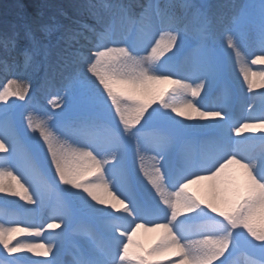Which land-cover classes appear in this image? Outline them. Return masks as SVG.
Listing matches in <instances>:
<instances>
[{
	"label": "snow or ice",
	"instance_id": "1",
	"mask_svg": "<svg viewBox=\"0 0 264 264\" xmlns=\"http://www.w3.org/2000/svg\"><path fill=\"white\" fill-rule=\"evenodd\" d=\"M76 11L92 23L61 12L69 23L53 17L38 27L39 37L31 29L25 31L30 48L20 53L25 70L44 72L45 86L59 79L62 94L49 102L61 111L37 118L36 97L16 79L0 90V193L35 206H16L23 219L0 218V264H53L13 254L48 256L56 247L55 238L15 246L9 239L16 232L41 236V226L29 217L43 208L45 190L56 193L59 221L48 223V229L70 227L80 212L98 224L76 231L84 246L71 252L70 264H162L156 258L169 253L179 257L170 264H229L232 251L241 246L264 256V135L242 136L245 131L264 132V115L258 122L234 120L226 86L220 106L201 107L195 99L224 85L225 55L234 57L249 92L257 86L250 77L259 78L264 88V69L252 70L243 49L254 38L261 52L251 64H264V0H86ZM54 33L59 35L52 43ZM156 33L160 38L153 44ZM18 35L0 39V47L15 52ZM186 47L193 53L191 74L177 75L188 62L181 55ZM2 63L5 71L11 70L6 60ZM163 83L173 86L171 93L183 94L184 102L173 103L169 95L159 108L148 111L151 102L138 96L148 84ZM13 96L33 105L24 120L27 131L39 133L43 144L17 123L14 110L22 106L9 103ZM170 112L188 121L194 112L201 121L212 122L182 123ZM137 163L147 186L139 179ZM232 166L242 170L244 183L230 185L235 199L226 210L205 205L222 217L217 220L188 189L199 181H216ZM85 173L93 178L83 181ZM60 185L81 190L105 207L97 208ZM138 229L161 230L163 235L144 252L133 241ZM245 232L259 243L253 244Z\"/></svg>",
	"mask_w": 264,
	"mask_h": 264
},
{
	"label": "bare ground",
	"instance_id": "2",
	"mask_svg": "<svg viewBox=\"0 0 264 264\" xmlns=\"http://www.w3.org/2000/svg\"><path fill=\"white\" fill-rule=\"evenodd\" d=\"M15 2V0H0V39H5L7 37H10L13 35V33H18L19 35L16 38V49L13 53H6L2 47H0V90L4 88L8 84L9 80L16 79L21 84L28 85L30 88V95H34L36 97V112H40L43 115L46 113L43 112L42 108L40 107L39 99L42 97H46V94L49 93L52 89H54L57 85H60L59 79H50L48 84L45 86L44 84V72L42 70H37L36 72H32L31 70H25L23 66V58L20 55L26 48H30L29 42L24 38L25 31L31 29L29 27V22L24 18L22 13L18 9H13L12 5ZM238 3H244L245 0H237ZM78 0H41V6L43 8L44 15L40 18L38 24L36 27L31 29L38 37L39 32L37 31L38 27L42 24H47L52 22V18L54 17L55 20L62 24H68L69 20L66 18H63L60 16L61 12L66 13L68 11L76 12V6H77ZM86 3V0L84 1ZM73 19H80L84 20L88 23H92L90 19L86 15L80 16V15H74ZM59 33H54L50 40L52 43H55L57 36ZM160 38V34L156 33L155 36L152 39V43H155V40ZM221 47L224 48L226 53H230L231 50L227 49L226 44H223L221 42ZM243 49L248 53V59L247 64L251 67L252 70H260L263 69L264 64H251V60L255 59L257 55L260 54L261 49L258 46L251 45L250 48ZM150 51V48L147 50ZM175 51V48L173 49ZM146 54V52L144 53ZM172 53H166V56H170ZM182 58H184L187 63L183 65V67L178 71L177 75H183L187 76L190 75V59L193 55L191 50L189 48H185L182 52ZM41 59V57H37V60ZM7 61V64L9 65L10 69L9 71H5L3 67V61ZM224 60L227 65V71H231L235 74L234 80L231 81V87H233L232 91H230L232 100H231V112L233 114V118L237 119V121H244L248 120L251 121L253 119V113L258 112L264 107V103L259 107V103L264 100L263 97L258 96L261 92L264 93V88L259 87V84L261 83L259 78H253L250 77V79H253L254 83L257 85L251 92L247 89H243L245 87V83L243 80L242 75L240 74L239 67L235 63L234 57L229 58V56L225 55ZM172 78H176L173 76ZM89 79L95 81L94 77H91L89 74ZM98 88L100 86L98 83L96 84ZM243 86V87H242ZM117 88H120L122 86L117 85ZM172 85L163 83V84H148L146 86L147 91L143 93L142 95L138 96L139 99H141L145 103L151 102V107L148 109V111H151L152 108H159L160 106V100L162 98H167L169 95L172 97V102L176 104H181L180 101L185 98L183 94L180 93H171ZM217 87H214L211 91L202 92L201 97L195 98L197 101H199L201 107H217L222 104V92L219 90H216ZM101 91L102 88H100ZM216 90V91H215ZM215 91V92H214ZM218 92V93H217ZM163 94V95H162ZM188 96L187 98L189 99ZM261 97V98H260ZM190 99H193L192 97ZM209 101V105H205V101ZM237 100V104H235V109L233 110L232 107H234V103ZM15 103L16 105H21L23 109L32 110L33 105L31 103L26 104L25 101L17 100L14 96L9 98V103ZM259 107V108H258ZM254 109V110H253ZM161 111H164V109H160ZM264 112V111H263ZM45 113V114H44ZM174 119L181 121L182 123H202V122H212V121H201L196 113H190L192 115L193 119L191 121H188L184 119L182 116H176L175 113H169ZM264 115V114H262ZM260 117V116H259ZM52 123V122H50ZM264 135V132H261L259 129H256L255 131H245L242 133V136H255L259 137ZM237 139V138H236ZM40 144H43V141H38ZM44 151L46 152L47 149L44 148ZM4 155V153H0V156ZM137 174L139 175V179L147 186V181L144 179V177L139 173V167L137 163ZM93 177L89 176L87 173L84 174L83 181H87L89 179H92ZM57 183H59L57 181ZM244 183V176L242 173V170L236 169L234 166L230 167L229 169H226L225 172L221 175V177L217 178L216 181L213 180H203L199 181L196 184H192L189 186L188 192H190L192 195H194L200 202L201 207L205 209V205L208 203H212L218 207H221L222 209H227L231 202L235 199V197L231 194L230 185H243ZM61 188H69V186L66 185H60ZM150 187V186H149ZM228 189V191H224V189ZM70 191L78 192L81 196H83L89 204H92L93 206L97 208H104V205H98L95 203V201H92L91 198L87 196V194L83 193L81 190L78 189H70ZM103 198L108 199L103 193H100ZM45 204L43 208L46 206V204L49 201V212L53 214V217L51 216L50 223H56L58 221V213L55 211L56 207V193H48L45 190ZM9 201L10 203L7 205L0 204V208H4L7 210L12 209H18L16 206H22L23 208H34L35 206L27 204L25 201H22L19 199V197H13V196H7L4 193H0V201ZM161 207H163L161 205ZM39 210H42V208H39ZM108 211H111V209H106ZM208 209H206L207 211ZM37 209L34 213L36 214ZM208 212V211H207ZM191 215V213H187ZM210 216H213L217 220H221L222 217L216 216L215 213L208 212ZM4 214L0 211V218H4ZM178 219H181L180 217ZM88 222H92V224L98 228V224L95 221L93 217L88 215L86 212H80L77 213L72 221V224L70 227H65L64 225H61L60 228H54V229H48L47 226L41 230V236H27L24 233L16 232L13 233L9 239L11 241L10 246H15L18 242H35V243H43L45 241L53 240L55 238L56 247L53 249L51 253H49L48 256H34L30 252H21V253H14V257H25L28 260L32 261H52L53 264H70V261L72 260L71 252L74 250L73 247L70 246L65 238L69 241L74 242L73 236H70V234H66L65 231L66 228H71L74 231H77L80 227H85L86 225H89ZM93 226V227H94ZM257 227L260 225L257 224ZM63 230V231H61ZM57 233H63L62 236L57 237ZM163 233L161 230H155V231H145L144 229H138L133 236V241L136 244H139L141 246V249H143L144 252H147L150 248L155 246L161 239ZM71 238V239H70ZM78 242V241H77ZM84 246L83 241L79 242ZM36 251H43V249H36ZM0 252H2V246H0ZM5 257H7V253H3ZM156 259H159L162 261V264H170L171 260H179L178 256H174L171 253L166 254L164 256L158 257ZM166 262V263H165ZM169 262V263H168Z\"/></svg>",
	"mask_w": 264,
	"mask_h": 264
},
{
	"label": "rangeland",
	"instance_id": "3",
	"mask_svg": "<svg viewBox=\"0 0 264 264\" xmlns=\"http://www.w3.org/2000/svg\"><path fill=\"white\" fill-rule=\"evenodd\" d=\"M84 1L85 0H78L77 5L83 4ZM245 2H246V0H245ZM40 3H41V0H15V2L12 5V8L13 9H18L22 13L24 18L29 22V27L31 29H33L34 27L37 26L40 18L43 17V15H44L43 8H42ZM65 14L67 15L68 18H71V19H73L74 15H77V13L73 12V11H68ZM60 16L65 18L64 15L60 14ZM39 35H40V33H39ZM251 45H253V46L256 45V46H258L260 48L258 41H256L252 37H250L243 44V47H245V49H247V48H250ZM262 68L264 69V67H262ZM234 76H235V74L233 72H231L230 70L227 71L226 79L224 81V85H222L221 87H217L216 90H218V88H220L219 90H222V88L226 86L230 91H232L233 87H231L232 86L231 85V81L234 80ZM243 89H247L248 90L247 85H245V87H243ZM58 93L62 94L61 85H57L54 89L49 91L48 94H46V97L44 96V97L39 99V103L38 104L42 108L43 112H45L47 114V113H59L61 111V108L53 107L52 104L49 102L51 100H55ZM261 93H263V92H261ZM261 93L258 96H261V97L264 98V96H262ZM190 98L191 97H189V99ZM184 99H183V101L181 100L180 103H183ZM205 102H206V104H205L206 106L209 105V101L206 100ZM236 102H237V100L234 103V107H232L233 110L236 107L235 106V104H237ZM263 103H264V100L261 101V103H259V107ZM18 106H21V105H18ZM28 111H32V110L31 109L30 110L23 109V107H17L14 110V116H15V119H16L18 124H23L24 130L27 133V135L30 136V137H33L35 139V141L38 142L39 141V133H33V132H28L27 131V124H26V121L24 120V117L27 115ZM263 111H264V107L262 108L261 113H260V110L258 112L253 113V115H254L253 119L251 121H249V122H258L257 118L259 116H261L262 114H264ZM35 115H36L37 118H45V115H43L40 112H36L35 111ZM145 115H147V113ZM234 120H237V119H234ZM138 127H139V125H138ZM232 138L236 139L237 137L233 136ZM48 206H49V201L46 204V206L44 208H42V210L37 209L36 214H30V217H29L31 222H34V223H36V224L41 226V230L44 229L47 226L48 223L53 221L51 219V216L53 217V214L51 213V211L49 212V207ZM206 209L207 208L205 207L204 210L206 211ZM0 211L5 215L3 219L6 222L24 218V217L18 216V211H19L18 209L7 210V209H4V208H0ZM207 211L209 212V210H207ZM187 215H189V214L185 213V216H187ZM180 218L183 219L184 217H180ZM88 223H89V225H86L85 228H96L92 224V222H88ZM61 231H63V230H61ZM65 231L67 232L66 234H70V236H73L74 238H77V239H74L75 241L74 242L72 241V243H71V241H69V237H68V239L65 238L66 242L70 246L73 247V245H74V249L77 248V247H83L82 244L79 243V242H81V239L76 235V231H74L71 228H66ZM244 236L248 240L252 241L253 244H258L259 243L257 241L252 240L251 237H248L246 232L244 233ZM230 251H232V250L230 249ZM226 255H227V253H226ZM7 258L8 259H12L13 257H7ZM221 259H223V257H221ZM262 260H264V256H262L258 250L253 249V248H249L247 246H241V247L235 249L234 251H232V254L229 257V264H252L253 261H255L256 264H260V261H262ZM213 264H219V261H214Z\"/></svg>",
	"mask_w": 264,
	"mask_h": 264
}]
</instances>
